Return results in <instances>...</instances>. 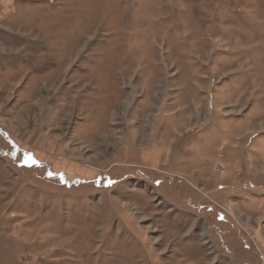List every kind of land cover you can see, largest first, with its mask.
Returning a JSON list of instances; mask_svg holds the SVG:
<instances>
[{
	"label": "rangeland",
	"instance_id": "obj_1",
	"mask_svg": "<svg viewBox=\"0 0 264 264\" xmlns=\"http://www.w3.org/2000/svg\"><path fill=\"white\" fill-rule=\"evenodd\" d=\"M0 264H264V0H0Z\"/></svg>",
	"mask_w": 264,
	"mask_h": 264
},
{
	"label": "built area",
	"instance_id": "obj_2",
	"mask_svg": "<svg viewBox=\"0 0 264 264\" xmlns=\"http://www.w3.org/2000/svg\"><path fill=\"white\" fill-rule=\"evenodd\" d=\"M221 167H223V165L221 164Z\"/></svg>",
	"mask_w": 264,
	"mask_h": 264
},
{
	"label": "snow or ice",
	"instance_id": "obj_3",
	"mask_svg": "<svg viewBox=\"0 0 264 264\" xmlns=\"http://www.w3.org/2000/svg\"><path fill=\"white\" fill-rule=\"evenodd\" d=\"M29 159H31V157H29ZM34 162V161H33Z\"/></svg>",
	"mask_w": 264,
	"mask_h": 264
}]
</instances>
